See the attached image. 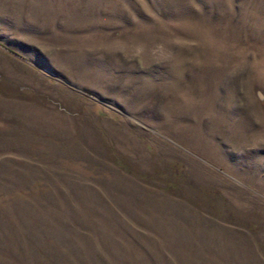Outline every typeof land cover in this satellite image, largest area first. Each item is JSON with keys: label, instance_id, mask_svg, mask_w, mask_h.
<instances>
[{"label": "rangeland", "instance_id": "1", "mask_svg": "<svg viewBox=\"0 0 264 264\" xmlns=\"http://www.w3.org/2000/svg\"><path fill=\"white\" fill-rule=\"evenodd\" d=\"M0 264H264V0H0Z\"/></svg>", "mask_w": 264, "mask_h": 264}]
</instances>
